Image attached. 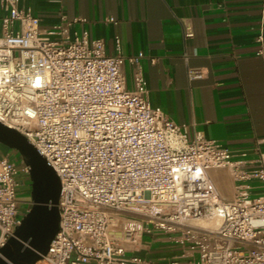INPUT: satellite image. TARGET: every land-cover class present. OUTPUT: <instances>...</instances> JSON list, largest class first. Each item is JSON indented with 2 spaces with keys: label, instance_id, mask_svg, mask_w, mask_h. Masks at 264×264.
Wrapping results in <instances>:
<instances>
[{
  "label": "built area",
  "instance_id": "1",
  "mask_svg": "<svg viewBox=\"0 0 264 264\" xmlns=\"http://www.w3.org/2000/svg\"><path fill=\"white\" fill-rule=\"evenodd\" d=\"M86 20L61 16L41 27L19 0H0V122L22 133L60 181L59 228L34 264H264V191L252 185L264 187V151L234 158L217 140L190 135L150 103L141 55H123L118 37L106 53L102 38L72 29ZM211 169L227 171L230 197L215 189ZM19 174L28 166L0 155V247L28 209L19 210ZM212 217L215 227L194 224ZM155 233L174 243L172 255L133 253Z\"/></svg>",
  "mask_w": 264,
  "mask_h": 264
},
{
  "label": "crops",
  "instance_id": "2",
  "mask_svg": "<svg viewBox=\"0 0 264 264\" xmlns=\"http://www.w3.org/2000/svg\"><path fill=\"white\" fill-rule=\"evenodd\" d=\"M19 5L41 27L57 24L61 16L85 17L72 29L102 38L108 54L115 52L118 37L123 55H141L150 103L186 125L190 135L217 140L234 158L252 159L257 149L264 151V56L258 54L264 45V0H19ZM132 68L123 65L128 87ZM10 149L0 143V155L15 156ZM22 163L19 158L17 165ZM212 171L231 188L227 171L211 169L208 175L228 198ZM29 191L21 184L20 213L30 205ZM175 250L166 234L155 233L143 234L133 253L164 261Z\"/></svg>",
  "mask_w": 264,
  "mask_h": 264
},
{
  "label": "water",
  "instance_id": "3",
  "mask_svg": "<svg viewBox=\"0 0 264 264\" xmlns=\"http://www.w3.org/2000/svg\"><path fill=\"white\" fill-rule=\"evenodd\" d=\"M0 143L18 152L28 166L31 199L11 236L0 247V264H34L59 228L60 181L45 158L17 129L0 122Z\"/></svg>",
  "mask_w": 264,
  "mask_h": 264
},
{
  "label": "rangeland",
  "instance_id": "4",
  "mask_svg": "<svg viewBox=\"0 0 264 264\" xmlns=\"http://www.w3.org/2000/svg\"><path fill=\"white\" fill-rule=\"evenodd\" d=\"M11 151H13V149H10ZM14 152V151H13ZM11 160H13L16 164H17V162H18V159L20 158V156H19V154L17 153V151H16V154H15V156H10L9 157ZM18 178L20 179V180H22V186L24 187V186H26V185H29L30 186V180H29V174L28 175H22V174H19L18 175ZM27 183V184H26ZM252 185H254L255 186V188H254V190L253 191H258V192H263L264 191V187L263 186H261V185H259L257 182H252ZM224 186V185H223ZM227 187L229 186V184L227 183V185H226ZM226 186H224L225 187V189L222 191L221 190V192L225 195V194H229V197L232 195V191H231V188H230V186L227 188ZM230 191H229V190ZM228 190V191H227ZM23 196H26V194H24V193H21L20 194V197H23ZM122 216H124V217H132L131 215H129V214H122ZM135 219L136 220H138V222H140L141 223V221H142V219L143 218H141V217H138V216H136L135 217ZM202 219H205V221H207L208 219L209 220H211V221H213L214 219H215V217H212V218H202ZM135 220V221H136ZM130 221L129 220H126V224H127V226L128 225H130ZM141 238V237H140ZM140 238L138 239V242L136 243V247L138 246V243H139V240H140Z\"/></svg>",
  "mask_w": 264,
  "mask_h": 264
},
{
  "label": "bare ground",
  "instance_id": "5",
  "mask_svg": "<svg viewBox=\"0 0 264 264\" xmlns=\"http://www.w3.org/2000/svg\"><path fill=\"white\" fill-rule=\"evenodd\" d=\"M214 173H216V176H218L220 174V173L213 172V171H212L211 174H214ZM217 179L219 180V183H220V184L218 183V185L221 187V188H218V189H222V191H223L225 189V187L222 185L224 183L223 178L221 176H218ZM218 223H219V220L217 218H215L213 221H211L209 219L207 221H205V219H202V218H199V219L194 221V224H197L199 226H204V227H215V226L218 225ZM120 245L123 246V247H130V244H128V243H121Z\"/></svg>",
  "mask_w": 264,
  "mask_h": 264
}]
</instances>
